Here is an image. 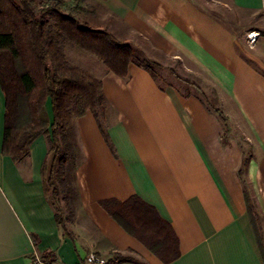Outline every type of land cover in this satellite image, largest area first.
Segmentation results:
<instances>
[{
  "label": "crops",
  "instance_id": "crops-1",
  "mask_svg": "<svg viewBox=\"0 0 264 264\" xmlns=\"http://www.w3.org/2000/svg\"><path fill=\"white\" fill-rule=\"evenodd\" d=\"M96 1L151 50L188 61L212 83L229 120L228 144L197 98L160 90L134 65L126 79L103 73L107 138L90 112L73 122L66 178L74 220L65 236L44 192L48 138L34 140L21 162L2 154L0 87V264H33L44 252L55 264H82L90 253L135 259L113 264H163L98 204L131 196L174 231L180 256L170 264H263L236 171L245 157L243 178L264 231V0H229L228 11L198 0ZM47 110L51 116L49 102Z\"/></svg>",
  "mask_w": 264,
  "mask_h": 264
},
{
  "label": "trees",
  "instance_id": "trees-1",
  "mask_svg": "<svg viewBox=\"0 0 264 264\" xmlns=\"http://www.w3.org/2000/svg\"><path fill=\"white\" fill-rule=\"evenodd\" d=\"M79 1L71 0L72 8L76 13H84ZM66 7L64 0H0V87L5 98L2 154L16 163L21 162L34 140L41 135L48 136V154H52L53 159L48 174L45 164L42 169L44 192L54 211L56 225L68 236L66 225L74 220L70 208L71 190L66 178L73 159V122L90 112L99 125V115L105 112L106 100L101 79L72 64L63 45L69 43L97 58L105 68L104 73L126 79L128 67L134 65L146 71L160 90L166 88L159 85L158 71L164 69L161 64L137 56L130 44L117 40L108 31L80 22L72 14L65 13ZM166 70L184 86V92L180 94L183 98H197L219 122L221 142L227 145L229 120L218 104L214 86H207L205 91L196 82L179 77L173 69ZM48 102L51 116L47 110ZM240 147L243 149L241 144ZM246 164L247 159L243 157L236 176L242 186L246 213L264 264V231L257 205L249 196L243 178ZM98 204L160 262L170 264L179 258L178 239L171 226L139 197L131 196L124 201L101 200ZM53 258L49 252L40 256L41 261L50 264H53ZM128 261L135 259L113 253L107 264Z\"/></svg>",
  "mask_w": 264,
  "mask_h": 264
},
{
  "label": "rangeland",
  "instance_id": "rangeland-1",
  "mask_svg": "<svg viewBox=\"0 0 264 264\" xmlns=\"http://www.w3.org/2000/svg\"><path fill=\"white\" fill-rule=\"evenodd\" d=\"M64 1L67 4L65 13L72 14L77 20H79L80 22H85L93 28L108 31L117 40L130 44L137 56H144L150 60L161 64L164 67V69L158 71V74L160 76L159 85L161 87L166 88L171 92H176L178 94L184 92V86L169 74V72L166 70L167 68L173 69L176 74L183 79H188L191 82H196V84H198L205 91H207V86L212 85V83L208 81L206 77H203V75L199 73L194 66L188 63V61L180 58H165L161 54L151 50L149 44H146L142 39L130 33V31L127 30L125 26H123L112 15L108 13V11L100 4V2L96 0H80L79 5H81L85 12L76 13L72 8L74 3H72L71 0ZM198 1L207 7H214V5H218L222 10L225 11H228L231 5L229 0ZM63 47L66 56L72 64L79 66L85 70H88L94 76H96V78H101L100 76L105 72V68L97 58L82 51H79L77 48L71 46L69 43H65ZM220 100L222 102V99H220L218 95V104L221 106ZM103 117L104 114L100 113L99 125L101 126L102 130H104L103 128L106 123V121L103 120ZM96 122L98 123L97 120ZM233 135L237 137L238 140H245V137L242 135L240 130L233 132ZM45 137L48 138L47 135H45ZM72 137H74V133ZM49 159H51V157Z\"/></svg>",
  "mask_w": 264,
  "mask_h": 264
},
{
  "label": "built area",
  "instance_id": "built-area-1",
  "mask_svg": "<svg viewBox=\"0 0 264 264\" xmlns=\"http://www.w3.org/2000/svg\"><path fill=\"white\" fill-rule=\"evenodd\" d=\"M256 35L254 34H249L248 35V40L249 42L253 43L255 41ZM33 264H50L41 261L40 257L37 255H34V260ZM52 264V263H51ZM55 264V263H53ZM82 264H107V260L99 256L98 254L95 253H90L86 256Z\"/></svg>",
  "mask_w": 264,
  "mask_h": 264
}]
</instances>
